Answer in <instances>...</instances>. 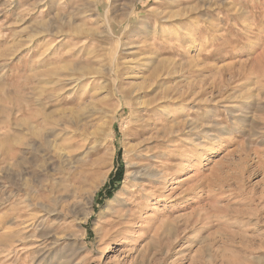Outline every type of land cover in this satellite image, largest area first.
<instances>
[{"label": "rangeland", "instance_id": "rangeland-1", "mask_svg": "<svg viewBox=\"0 0 264 264\" xmlns=\"http://www.w3.org/2000/svg\"><path fill=\"white\" fill-rule=\"evenodd\" d=\"M0 264H264V0H0Z\"/></svg>", "mask_w": 264, "mask_h": 264}, {"label": "bare ground", "instance_id": "bare-ground-1", "mask_svg": "<svg viewBox=\"0 0 264 264\" xmlns=\"http://www.w3.org/2000/svg\"><path fill=\"white\" fill-rule=\"evenodd\" d=\"M33 130V129H32Z\"/></svg>", "mask_w": 264, "mask_h": 264}]
</instances>
